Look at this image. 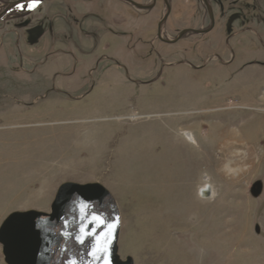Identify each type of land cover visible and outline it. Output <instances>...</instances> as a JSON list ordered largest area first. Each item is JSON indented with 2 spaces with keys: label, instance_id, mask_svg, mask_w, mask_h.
I'll return each mask as SVG.
<instances>
[{
  "label": "rangeland",
  "instance_id": "374dc122",
  "mask_svg": "<svg viewBox=\"0 0 264 264\" xmlns=\"http://www.w3.org/2000/svg\"><path fill=\"white\" fill-rule=\"evenodd\" d=\"M76 8L96 15L52 16L37 44L0 36V226L50 213L64 183H98L117 206L121 260L264 264V67L248 65L264 60V16L216 17L209 33L167 46L152 38L161 16L117 0ZM199 21L168 16L162 32L171 40ZM189 45L198 71L178 63Z\"/></svg>",
  "mask_w": 264,
  "mask_h": 264
},
{
  "label": "water",
  "instance_id": "95a60500",
  "mask_svg": "<svg viewBox=\"0 0 264 264\" xmlns=\"http://www.w3.org/2000/svg\"><path fill=\"white\" fill-rule=\"evenodd\" d=\"M42 1L17 0L7 5L5 13L25 4L37 5ZM119 1L134 5L128 0ZM135 7L144 9L143 6ZM166 18L167 16H164L158 24L159 30ZM210 18L212 20V16ZM210 29L211 27L194 33L202 34ZM261 190V182H256L250 193L253 198H257ZM92 193H96L98 199L88 197ZM78 197H83L85 201ZM18 216L42 217L37 223L27 225L15 235L9 237L0 235L5 264H133L130 258L121 260L118 257L117 206L108 191L98 183L86 185L64 183L58 189L51 214L44 215L33 211L23 214L12 213L4 220L3 225ZM258 231L256 228V232ZM48 246L50 251L47 254Z\"/></svg>",
  "mask_w": 264,
  "mask_h": 264
},
{
  "label": "flooded vegetation",
  "instance_id": "af4514ba",
  "mask_svg": "<svg viewBox=\"0 0 264 264\" xmlns=\"http://www.w3.org/2000/svg\"><path fill=\"white\" fill-rule=\"evenodd\" d=\"M16 1L17 0H0V23L1 21L5 20V18L9 15V13L13 11L12 10L5 13V9L7 8V5ZM45 1L46 0H43L41 3L37 5L34 4L31 5H33V9H36L42 6ZM61 1L62 0H54L53 3L46 10H43L40 16L37 17L28 18L27 16L30 13L29 11L25 13L24 16L26 17L23 18L9 17L6 20L7 23H4V26L0 27V36H11L14 42H16L17 44L24 43L26 46L35 43L37 44L40 41V36L43 32L42 28H40V24L46 21L47 24L49 25V28L47 29L48 30L47 34L48 35L52 34L54 27L51 26V22L49 21V19H51L52 16L62 18L61 20L64 25L66 24L75 25L77 19L76 16L88 17V16L96 15L90 12L81 14L80 12H78L76 8V5L78 4L88 5L94 2L95 0H67L68 2H71L69 4L67 3L62 4ZM128 1L132 2L134 5L127 4L122 1L119 2H122V4L127 7V9L133 11L137 16H161L160 21L164 16H167V18L168 16H187V17L202 16V21H199L198 24H193L190 27L177 31L174 35H172L174 37L171 40L166 39L164 33L162 32V28L164 29V25L160 30L158 29L157 26L152 38L154 41L158 40L167 46H174L181 40L188 37L201 36L209 33L216 27V17L221 18V16H246L247 18H251L252 16H264V3H263L264 0L263 1L262 0H128ZM135 6H143L144 9H139ZM210 16H212V20ZM205 20H207V23L204 22ZM210 27L211 29L206 33H202V34L194 33L200 30L205 31ZM79 33L91 39L92 38L97 39L99 36V35H94V33L91 34L90 32L81 29L79 30ZM165 41L171 43H166ZM186 49L189 50L188 55L190 60L183 59L178 63L184 65L187 68H192V69L196 67H200L195 65L196 63L200 62L198 60L200 58L198 56L199 47L197 45H189L188 47H186ZM248 65L264 67V60L261 62L251 63ZM203 67L204 66L197 68L195 69V71H198ZM96 195H97L96 193H92L88 197L90 198L92 197L93 199H96L97 198ZM56 198L57 195L54 201H56ZM78 198L82 201H85L83 197H78ZM51 208H50V213H43V214L44 215L51 214ZM41 217L42 216L39 217L18 216L9 223H6L4 225L2 223L0 226L1 228L0 235H2V237H9L10 235L11 236L15 235L19 233L21 229H25L27 225L31 226L34 225V223H37L41 219ZM46 248H47L46 253L48 254L50 251V246ZM1 249H2V245H1Z\"/></svg>",
  "mask_w": 264,
  "mask_h": 264
},
{
  "label": "bare ground",
  "instance_id": "6f19581e",
  "mask_svg": "<svg viewBox=\"0 0 264 264\" xmlns=\"http://www.w3.org/2000/svg\"><path fill=\"white\" fill-rule=\"evenodd\" d=\"M28 5H29V4L22 5V6H20V7L17 8V9H24V8H26V6H28ZM14 10H16V9H14ZM233 107H234V106H233ZM258 112H259V111H258ZM260 112H263V113H264L263 110H260ZM137 117H138V116H136V115H131V116H129L128 118H129L130 120H135V119H137ZM231 139H232V138L227 139L226 142H225V144H229V141H230ZM223 170H224L228 175H233V176L235 175V170H233V169L229 166L228 163H226V164L224 165ZM207 191H208V188H206L205 190H203V191H202V195L205 196V195L207 194Z\"/></svg>",
  "mask_w": 264,
  "mask_h": 264
},
{
  "label": "snow or ice",
  "instance_id": "6c2138e0",
  "mask_svg": "<svg viewBox=\"0 0 264 264\" xmlns=\"http://www.w3.org/2000/svg\"><path fill=\"white\" fill-rule=\"evenodd\" d=\"M19 7V6H18Z\"/></svg>",
  "mask_w": 264,
  "mask_h": 264
}]
</instances>
